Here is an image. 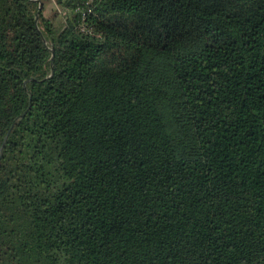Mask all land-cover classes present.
<instances>
[{"label": "trees", "instance_id": "obj_1", "mask_svg": "<svg viewBox=\"0 0 264 264\" xmlns=\"http://www.w3.org/2000/svg\"><path fill=\"white\" fill-rule=\"evenodd\" d=\"M0 0V264H264V0Z\"/></svg>", "mask_w": 264, "mask_h": 264}, {"label": "rangeland", "instance_id": "obj_2", "mask_svg": "<svg viewBox=\"0 0 264 264\" xmlns=\"http://www.w3.org/2000/svg\"><path fill=\"white\" fill-rule=\"evenodd\" d=\"M50 1V5H46L44 7V15L47 17H52L51 14L54 10H57L58 15L56 17H52L54 24H59L63 18H62V13L61 11H59V9L61 8L59 5H57V3L55 2V0H49Z\"/></svg>", "mask_w": 264, "mask_h": 264}, {"label": "crops", "instance_id": "obj_3", "mask_svg": "<svg viewBox=\"0 0 264 264\" xmlns=\"http://www.w3.org/2000/svg\"><path fill=\"white\" fill-rule=\"evenodd\" d=\"M53 1H54V0H53ZM50 4H51V3H50V1L48 0L47 3H46V5H50Z\"/></svg>", "mask_w": 264, "mask_h": 264}, {"label": "water", "instance_id": "obj_4", "mask_svg": "<svg viewBox=\"0 0 264 264\" xmlns=\"http://www.w3.org/2000/svg\"><path fill=\"white\" fill-rule=\"evenodd\" d=\"M1 150H2V146H1V148H0V156H1Z\"/></svg>", "mask_w": 264, "mask_h": 264}]
</instances>
